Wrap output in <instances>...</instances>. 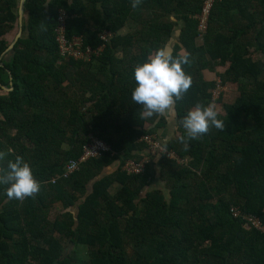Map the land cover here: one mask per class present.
Here are the masks:
<instances>
[{"label":"trees","instance_id":"16d2710c","mask_svg":"<svg viewBox=\"0 0 264 264\" xmlns=\"http://www.w3.org/2000/svg\"><path fill=\"white\" fill-rule=\"evenodd\" d=\"M21 1L0 0V83L14 88L0 96V168L22 156L42 187L19 201L0 185V264H264V231L244 219L264 226V0H217L203 39L202 0H142L136 9L132 0H28L24 36L3 57ZM60 11L70 40L103 52L65 60ZM174 38L193 80L175 105V136L162 142L179 161L149 154L141 138L159 139L166 116L142 119L132 100L135 66ZM207 72L236 87L231 101L214 98ZM197 103L214 105L225 126L185 151L182 120ZM91 136L111 150L54 183ZM146 157L142 174L124 170Z\"/></svg>","mask_w":264,"mask_h":264},{"label":"clouds","instance_id":"9594fccd","mask_svg":"<svg viewBox=\"0 0 264 264\" xmlns=\"http://www.w3.org/2000/svg\"><path fill=\"white\" fill-rule=\"evenodd\" d=\"M142 0H132L131 7L138 8ZM43 27V26H42ZM190 54L177 53L168 45L160 47L150 54L147 62L138 63L134 68L136 87L132 91V100L141 105L142 119L153 116H166L174 112L177 101L181 100L193 84L191 75L186 73L184 65H189ZM214 105L204 106L197 103L182 120L186 135L180 137L184 150L188 142L199 140L213 127L224 129V121L218 118ZM8 149V153H12ZM6 153L0 152V160ZM0 185H7L6 195L9 199L23 201L35 198L41 191V182L33 173L32 167L22 156L8 161L7 168H0Z\"/></svg>","mask_w":264,"mask_h":264},{"label":"built area","instance_id":"2783aa9c","mask_svg":"<svg viewBox=\"0 0 264 264\" xmlns=\"http://www.w3.org/2000/svg\"><path fill=\"white\" fill-rule=\"evenodd\" d=\"M203 6L201 9V14L196 17L199 22L198 30L201 34V39L205 36L208 29V22L211 10L213 9L214 4L217 0H202ZM67 20L68 16L66 12L60 11V18H59V28L56 31L57 34V43L59 45L60 54L65 60H77V61H85L90 62L94 54H98L103 52V48L100 49L98 52H94L91 48L84 49V41L82 38H74L70 40L67 36ZM112 38L110 33L104 32L101 34V39L104 42H107L109 39ZM219 79V78H216ZM215 79V80H216ZM221 81L220 79L217 80V89L220 87ZM141 141H144L147 144V148L149 149L148 152L152 156L161 155L163 153L169 159H175L179 161L177 156L173 151H168L164 148L162 142L153 137V136H144L141 138ZM111 147L100 138L96 136H91V140L88 144H86L83 148L82 156L76 160H71L66 167L65 174L53 180L56 183L61 178H68L77 171L80 170L82 164L87 162L90 159L98 158L102 156L104 152L110 151ZM148 157L141 161L137 160H129L126 165L124 166V170L129 174H142L146 170V164L148 162ZM239 213L235 212V216H238ZM244 219L251 222L257 229L264 231V226H262L261 222L258 219L244 217Z\"/></svg>","mask_w":264,"mask_h":264},{"label":"water","instance_id":"95a60500","mask_svg":"<svg viewBox=\"0 0 264 264\" xmlns=\"http://www.w3.org/2000/svg\"><path fill=\"white\" fill-rule=\"evenodd\" d=\"M27 2H28V0H22L21 3H20V7H19V33H18L15 41L12 43V45L6 51V53L3 55V57L8 56L9 54L13 53L15 48H16V46H17V44L19 43V41L24 36V24H25V18H26V5H27ZM1 67H4V65L2 64ZM9 73L11 75V80L13 81V75H12L10 70H9ZM0 89H2V93H0V96L1 95H6L10 91L14 90V88H8V87L2 85V83H0ZM72 247H73V244H71L69 246V251L72 249ZM69 251L66 252V256L69 255Z\"/></svg>","mask_w":264,"mask_h":264},{"label":"crops","instance_id":"0c3cea01","mask_svg":"<svg viewBox=\"0 0 264 264\" xmlns=\"http://www.w3.org/2000/svg\"><path fill=\"white\" fill-rule=\"evenodd\" d=\"M175 42H176L175 40H171L169 42L168 46L173 48L175 45ZM207 76L211 77L212 75L210 73H208ZM216 78H218V77H215L214 79H216ZM176 129H177V120L175 117V109H174L173 113L166 115V125H165L164 129L161 130V132L158 136L159 140L161 142L167 143L168 141H170L175 136ZM111 171H113V170L110 169L109 172H111Z\"/></svg>","mask_w":264,"mask_h":264},{"label":"rangeland","instance_id":"374dc122","mask_svg":"<svg viewBox=\"0 0 264 264\" xmlns=\"http://www.w3.org/2000/svg\"><path fill=\"white\" fill-rule=\"evenodd\" d=\"M173 40H175V38ZM215 77L216 76H214L213 79ZM217 80H219V79H216V81ZM235 91H236V87L232 84H228V85H224V86L220 84V87L218 89H216L214 92V98L217 99L222 94L223 100L229 102L234 98ZM0 93H2V90H0ZM62 211H63V205L58 204L57 207L52 212V218L53 219L56 218V216H58Z\"/></svg>","mask_w":264,"mask_h":264}]
</instances>
